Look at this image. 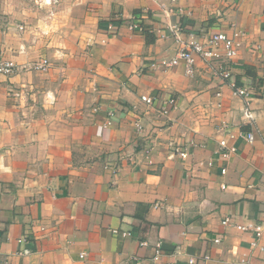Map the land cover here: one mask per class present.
<instances>
[{
    "label": "crops",
    "instance_id": "0c3cea01",
    "mask_svg": "<svg viewBox=\"0 0 264 264\" xmlns=\"http://www.w3.org/2000/svg\"><path fill=\"white\" fill-rule=\"evenodd\" d=\"M35 1L0 0V59L51 63L0 75V264H150L156 243L157 264H264V0H177L170 17L243 32L227 65L246 97L200 60L151 67L176 51L158 0Z\"/></svg>",
    "mask_w": 264,
    "mask_h": 264
},
{
    "label": "built area",
    "instance_id": "2783aa9c",
    "mask_svg": "<svg viewBox=\"0 0 264 264\" xmlns=\"http://www.w3.org/2000/svg\"><path fill=\"white\" fill-rule=\"evenodd\" d=\"M48 1V0H47ZM159 7L166 20V26L170 31L172 39L176 44V51L171 56H164L158 60H153L150 65L152 68H172L178 65H182L184 72L187 76H193L196 70V63L198 60L203 62L208 68H211L214 74L223 80H227L229 85L233 88L234 94L242 97L249 96V92L246 88L236 87L235 83L231 79V72L228 67L229 61H231L237 54L240 46V37L243 32L233 26L232 32L228 34L225 31H216L208 34H197L194 31H187L180 22L171 21L170 17L173 13H183V8L178 5L177 0H158ZM130 29L140 30L141 25L136 22L129 23ZM51 67V63L47 58H41L38 61L17 64L11 59H0V75L10 76L18 70H34V71H47ZM11 91V89H9ZM17 95V93H14ZM220 96V92L216 93ZM140 99L149 106H155L161 115H167L170 110L176 106V102L172 96H165L162 98H156L150 95H141ZM230 137H234V134L229 133ZM247 140H252V134L247 133ZM194 141H188L184 145H177L170 142L169 146L171 154L173 156L178 155L181 159H185L189 155L190 147L194 146ZM219 145L222 148L221 156L224 158L229 157L235 152L236 148L233 144H228L225 138L219 141ZM224 172L225 169H222ZM264 189V185H263ZM229 223V219L225 218L223 224ZM236 228L245 229L243 226L236 224ZM253 239L250 242L252 247H257L263 250V246L259 244V239L264 233V221L263 223H257L252 228ZM123 235H127L128 232H122ZM18 241H25L24 237L18 238ZM215 242L219 241L218 238L214 239ZM24 252H27L25 250ZM83 253L80 254V257ZM162 253L160 249V243H156L154 248V254L151 257L150 264H157L161 258ZM137 262H140L136 258ZM211 264L210 256L203 254L199 259L195 257H189L187 264Z\"/></svg>",
    "mask_w": 264,
    "mask_h": 264
},
{
    "label": "rangeland",
    "instance_id": "374dc122",
    "mask_svg": "<svg viewBox=\"0 0 264 264\" xmlns=\"http://www.w3.org/2000/svg\"><path fill=\"white\" fill-rule=\"evenodd\" d=\"M24 4H27L29 7L30 6H33V5H35V6H38L39 5V3L38 2H36L35 0H25V2H23Z\"/></svg>",
    "mask_w": 264,
    "mask_h": 264
}]
</instances>
